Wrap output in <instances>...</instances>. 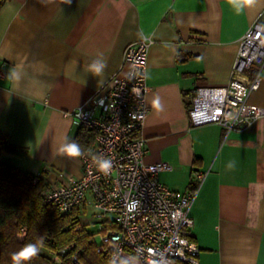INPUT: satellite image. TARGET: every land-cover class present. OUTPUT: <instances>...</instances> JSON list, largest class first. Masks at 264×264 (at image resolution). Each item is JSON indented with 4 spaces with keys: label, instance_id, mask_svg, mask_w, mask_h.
<instances>
[{
    "label": "crops",
    "instance_id": "0c3cea01",
    "mask_svg": "<svg viewBox=\"0 0 264 264\" xmlns=\"http://www.w3.org/2000/svg\"><path fill=\"white\" fill-rule=\"evenodd\" d=\"M262 10L264 0L239 15L225 0H8L0 133L18 150L2 161L46 182L79 177L80 157L60 152L80 127L69 113L125 73L128 44L150 37L144 161L169 162L158 179L180 194L196 186L194 171L205 172L191 208L198 264H264V117L226 134L214 123L191 126L188 116L194 88L228 82L239 38ZM101 56L107 66L94 76L88 66ZM261 76L248 102L264 106V67Z\"/></svg>",
    "mask_w": 264,
    "mask_h": 264
},
{
    "label": "built area",
    "instance_id": "2783aa9c",
    "mask_svg": "<svg viewBox=\"0 0 264 264\" xmlns=\"http://www.w3.org/2000/svg\"><path fill=\"white\" fill-rule=\"evenodd\" d=\"M151 43L150 37H142L128 44L123 52L125 73L110 76L88 104L69 113L95 137L80 157L81 175L65 183L47 182L43 196L61 214H90V223L96 226V251L107 255L108 264L114 253L117 264L128 257H136L135 264H198L200 251L190 237L191 208L205 172L194 171L195 189L180 194L158 179L160 172L172 170L169 162L144 161L146 140L141 130L149 113L144 73ZM262 67L264 10L239 38L228 82L194 88L190 125L214 123L226 134L252 127L264 117V106L248 102L261 83ZM7 76L0 68V80ZM93 156L110 159L112 168L99 171ZM35 175V180L45 179L43 173Z\"/></svg>",
    "mask_w": 264,
    "mask_h": 264
},
{
    "label": "trees",
    "instance_id": "16d2710c",
    "mask_svg": "<svg viewBox=\"0 0 264 264\" xmlns=\"http://www.w3.org/2000/svg\"><path fill=\"white\" fill-rule=\"evenodd\" d=\"M7 1L0 0V8ZM94 137L95 132L80 126L73 141L85 150ZM17 150L0 133V264H11L12 252L40 236L44 246L29 264H108L107 255L96 251L95 230L87 227L90 223H84L77 211L64 215L44 200L45 179L35 180L34 173L2 161V153Z\"/></svg>",
    "mask_w": 264,
    "mask_h": 264
},
{
    "label": "clouds",
    "instance_id": "9594fccd",
    "mask_svg": "<svg viewBox=\"0 0 264 264\" xmlns=\"http://www.w3.org/2000/svg\"><path fill=\"white\" fill-rule=\"evenodd\" d=\"M65 2L70 4L71 0H65ZM225 3L234 11L235 14L239 15L246 8L253 6L256 3V0H225ZM106 66V61L101 56L89 64L88 71L94 76H98L103 73ZM144 75L147 78L146 71ZM153 105L158 109H162L163 107L159 97L153 101ZM60 152L69 158H79L85 154L81 146L75 141L65 143L60 148ZM93 160L98 170L103 173H107L112 168V161L110 159L102 156H93ZM234 166V162L228 165L229 168H233ZM44 243V237L40 236L35 242L24 244L19 250L10 254L11 264H29L30 261L40 255ZM136 259V257L121 258L119 260V264H135ZM110 264H117L116 253L113 254Z\"/></svg>",
    "mask_w": 264,
    "mask_h": 264
},
{
    "label": "rangeland",
    "instance_id": "374dc122",
    "mask_svg": "<svg viewBox=\"0 0 264 264\" xmlns=\"http://www.w3.org/2000/svg\"><path fill=\"white\" fill-rule=\"evenodd\" d=\"M84 223H90V214L82 217ZM89 230H96V226L93 223L87 224Z\"/></svg>",
    "mask_w": 264,
    "mask_h": 264
}]
</instances>
